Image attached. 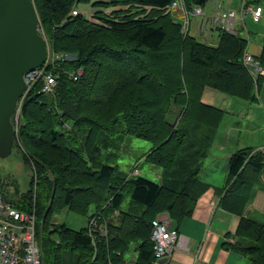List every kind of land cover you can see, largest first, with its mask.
<instances>
[{
    "label": "trees",
    "instance_id": "16d2710c",
    "mask_svg": "<svg viewBox=\"0 0 264 264\" xmlns=\"http://www.w3.org/2000/svg\"><path fill=\"white\" fill-rule=\"evenodd\" d=\"M32 1L53 51L74 60L57 70L53 94L40 92V80L22 99L12 149L33 173L25 192L15 185L10 193L0 177V196L34 215L43 264H118L132 244L139 245L135 264H152V221L164 213L177 226L208 189L200 175L224 113L205 93L256 101L259 80L242 60L248 39L218 29V43L208 45L183 35L169 12L176 0ZM184 3L190 11L206 0ZM78 4L97 10L70 16ZM257 60L264 68V40ZM78 70L70 80L67 73ZM127 137L151 144L145 161L160 171L158 183L111 165ZM262 174L258 150L235 152L221 198L226 209L242 215ZM64 209L87 224L99 217L106 235L92 241L86 226L54 225ZM236 237L250 264H264V222L242 218Z\"/></svg>",
    "mask_w": 264,
    "mask_h": 264
},
{
    "label": "crops",
    "instance_id": "0c3cea01",
    "mask_svg": "<svg viewBox=\"0 0 264 264\" xmlns=\"http://www.w3.org/2000/svg\"><path fill=\"white\" fill-rule=\"evenodd\" d=\"M235 2L236 5L233 6ZM235 2H232L230 7L240 13V2ZM248 3L259 5L255 2ZM208 6L211 12L209 17H211L215 14V4H206V14ZM261 7L263 15L258 22H253L251 17L247 16L252 23L261 24V30L251 34L246 28H241L240 24L236 26V33L248 39L246 51L256 59L262 53L264 40V8ZM206 32L210 33L209 39L215 40L217 44L218 29ZM255 93V102L242 101L220 93H205V101L212 103L224 113L212 144L211 169L202 177V180L208 184V189L197 200L191 216L184 218L177 226L170 222L171 227L185 238L186 250L174 251L165 264H250L247 257L237 249L236 231L242 218H249L259 223L264 222V174L260 176L259 182L254 187L242 215L234 214L226 209L221 198L226 191L224 187L231 156L238 150L255 151L264 147V76L260 77L258 85H255ZM207 95H209L208 99ZM215 153L223 156L221 162H215L213 157ZM214 167H216L215 170ZM157 177L159 178V174ZM157 217L169 220L164 213ZM138 246V244H132L127 252L119 256L118 264H135Z\"/></svg>",
    "mask_w": 264,
    "mask_h": 264
},
{
    "label": "built area",
    "instance_id": "2783aa9c",
    "mask_svg": "<svg viewBox=\"0 0 264 264\" xmlns=\"http://www.w3.org/2000/svg\"><path fill=\"white\" fill-rule=\"evenodd\" d=\"M235 1V0H234ZM240 2V13L231 9L232 0H206L207 3L215 4V14L207 17L205 7L194 6L190 11L186 9L184 0H176L169 7L171 19L181 26L183 35L190 33L189 17L200 18V25L197 28L199 38H204L205 43H209L210 33L213 29H220L229 34L236 35V26L245 28L244 19L250 16L253 22H258L263 15V9L256 4L248 3L247 0H236ZM72 15L76 16L74 9ZM38 33L44 37L40 25ZM219 35V34H218ZM45 38V37H44ZM46 39V38H45ZM47 42V56L45 66L27 72L24 75L26 91L19 101L17 116L20 112V103L31 87L38 81H42L41 93L53 94L57 87V70L66 61L65 56L55 53L51 44ZM218 43V42H217ZM210 45V44H208ZM243 65L248 71L254 84L264 76V68L258 60L245 51L243 55ZM58 68V69H57ZM70 80L76 81L81 76V71H70L67 73ZM17 121V118H16ZM17 126L15 128V133ZM259 153L264 156V147ZM150 240L153 245L154 261L152 264H165L175 251H184L185 238L177 230L171 227L169 220L156 217L151 225ZM35 217L20 212L5 202L0 196V264H43L41 260V250L35 235ZM87 235L92 241L97 236L106 235V226L100 222L99 217H92L87 224Z\"/></svg>",
    "mask_w": 264,
    "mask_h": 264
},
{
    "label": "water",
    "instance_id": "95a60500",
    "mask_svg": "<svg viewBox=\"0 0 264 264\" xmlns=\"http://www.w3.org/2000/svg\"><path fill=\"white\" fill-rule=\"evenodd\" d=\"M38 26L32 0H0V159L13 150L18 105L26 91L24 75L46 60L47 42Z\"/></svg>",
    "mask_w": 264,
    "mask_h": 264
},
{
    "label": "rangeland",
    "instance_id": "374dc122",
    "mask_svg": "<svg viewBox=\"0 0 264 264\" xmlns=\"http://www.w3.org/2000/svg\"><path fill=\"white\" fill-rule=\"evenodd\" d=\"M235 1L232 0V2H235ZM255 1H257V3L261 6H263V8H264V0H247V2H255ZM235 5H236V2L233 3V6H235ZM210 6L207 7V15L208 16L211 15ZM74 9L77 11V14L80 12L86 18H90L91 15L93 14V12H95L97 10V9L93 8L91 6V4H87L84 6L81 4H78V6H75L74 8H72V11H74ZM72 11L70 13V16H74V15H72ZM107 11H109V10H107ZM189 21H190V29H191L189 34L198 38L199 40L204 41V39L199 38L198 34L195 33L196 29L200 25V18L190 16ZM244 24H245V28L247 29V31L251 32V34H253V32L256 33V31H259L262 29L261 24L258 25V24L252 23L251 19L249 17L245 18ZM39 25H40V21H39ZM40 29H42L41 25H40ZM243 37H245V36H243ZM208 44L216 45V41L213 39H209ZM60 54L65 56V59H66L65 62H69V61L74 60V58L67 53H60ZM65 62H63V63H65ZM43 65L45 66V63ZM43 65H42V67H43ZM35 85H36V83L31 87V91ZM20 110H21V103H20ZM19 116H20V112L17 116L15 128H16V126H18V123H19V120H20ZM218 130H219V128H218ZM218 130H217V132H218ZM150 149H151V144L149 142H146V141L141 140V139L127 137L125 142L123 143L121 152L120 153L114 152V153H117L116 154L117 157L115 158V156L112 155L111 152H109L108 157L111 155L112 156L109 157L108 159L111 162L112 166H116L117 170L122 171L123 173L127 174L128 176H130V175L133 177L134 176H140V177H142V178H144L150 182L158 183L159 178L157 177V175L160 173V171L158 170V168L150 165L149 163H147L145 161V157L149 153ZM212 153L213 152L211 151L210 152L211 157L209 156V158L206 161L205 168H203L204 170L202 171L203 173L200 175L201 178L204 177L203 175L207 171H209V169H211L210 167L212 165L213 159L211 160V162H210V159L212 158ZM213 157L215 159V162L216 161L221 162V160L223 158V156H221V154H219V153H215ZM113 158H115V159H113ZM218 167H219V165H218ZM30 168L31 167H28L22 163V160H20V154L15 149L12 150V153L9 157L4 158V159H0V177L2 178V180L5 183L9 184V187H10L9 192L10 193L13 192L15 185H18L20 192H25L28 189L29 181H30V178H31L32 173H33L32 169H30ZM215 169H216V167H214V170ZM205 175H207V174H205ZM128 201L129 200L126 199L124 201V205H127ZM52 222L54 225L59 224V223H64V225H66L70 229L80 230V228L82 229L86 226L87 219H86V217L78 216V215L71 213V212H68L67 210L64 209L61 212H59L58 214H56V216H54V219ZM247 261L249 262L248 258H247Z\"/></svg>",
    "mask_w": 264,
    "mask_h": 264
},
{
    "label": "bare ground",
    "instance_id": "6f19581e",
    "mask_svg": "<svg viewBox=\"0 0 264 264\" xmlns=\"http://www.w3.org/2000/svg\"><path fill=\"white\" fill-rule=\"evenodd\" d=\"M45 39V38H44ZM47 39H45V41H46Z\"/></svg>",
    "mask_w": 264,
    "mask_h": 264
}]
</instances>
